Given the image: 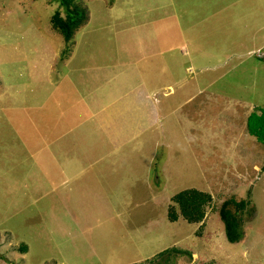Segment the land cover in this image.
<instances>
[{"label": "rangeland", "instance_id": "obj_1", "mask_svg": "<svg viewBox=\"0 0 264 264\" xmlns=\"http://www.w3.org/2000/svg\"><path fill=\"white\" fill-rule=\"evenodd\" d=\"M84 1L63 61L58 2L0 0V264H264V0Z\"/></svg>", "mask_w": 264, "mask_h": 264}, {"label": "trees", "instance_id": "obj_2", "mask_svg": "<svg viewBox=\"0 0 264 264\" xmlns=\"http://www.w3.org/2000/svg\"><path fill=\"white\" fill-rule=\"evenodd\" d=\"M58 2V8L50 18L51 27L63 37L64 48L61 53L63 61L74 54L75 37L79 31L91 20L89 6L84 0H54ZM114 0H110L112 5ZM262 57V56H261ZM264 57V55H263ZM1 84V83H0ZM257 116V114H254ZM263 116V114L261 115ZM213 202L212 194L206 191L190 188L182 190L171 198L168 207V218L171 222H176L180 217L189 223L204 225L206 208ZM255 206L250 200L244 198L231 197L222 203L220 207V217L224 223L225 234L229 242H240L244 236L243 227L246 217H254ZM200 226V227H201ZM21 251H27V246L23 245ZM186 254L190 257L189 250L170 249L157 255L158 259L153 264H162L161 259L170 260V254ZM168 255V256H167ZM167 256V257H166ZM166 257V258H165ZM160 259V260H159ZM152 264V263H151ZM195 264H215L214 262Z\"/></svg>", "mask_w": 264, "mask_h": 264}, {"label": "crops", "instance_id": "obj_3", "mask_svg": "<svg viewBox=\"0 0 264 264\" xmlns=\"http://www.w3.org/2000/svg\"><path fill=\"white\" fill-rule=\"evenodd\" d=\"M260 50V49H259ZM262 56V57H261ZM258 58H263L264 59V57H263V55H261V54H259L258 53ZM189 100V99H188Z\"/></svg>", "mask_w": 264, "mask_h": 264}]
</instances>
